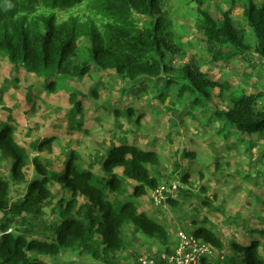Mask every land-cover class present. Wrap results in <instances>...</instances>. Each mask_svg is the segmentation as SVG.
I'll list each match as a JSON object with an SVG mask.
<instances>
[{
	"label": "rangeland",
	"instance_id": "374dc122",
	"mask_svg": "<svg viewBox=\"0 0 264 264\" xmlns=\"http://www.w3.org/2000/svg\"><path fill=\"white\" fill-rule=\"evenodd\" d=\"M200 1L201 7L216 20L232 6L234 24L254 46L255 39L250 38L242 13L243 0ZM169 3L176 42L183 53L176 57L167 54V62L179 69L193 57L211 79L227 84L221 89H211L207 100L190 93L187 81L175 72L168 87L163 74L156 86L149 81L147 89L130 92L125 88V81L113 71L97 75L91 69L81 76L52 77V82L58 84L51 91L45 79L10 64L0 52V123L10 121L15 140L28 158L25 180H14L12 160L0 148V174L9 183V200L20 201L29 181L37 175L32 164L34 158L41 155L52 173L63 170L61 162L72 152L78 157V169L92 173L89 183L103 189L105 198L116 208L130 201L151 221L162 225L168 233L170 249L179 242V232L189 234L205 225L224 242L223 249L212 246L206 260L229 264L235 255L230 252L231 242L242 241L237 236L246 237L244 233L253 228L259 229L254 237L260 242L264 258V232L261 231L264 230V203H261L264 202V132L242 134L213 113L242 95H255L256 108L264 107V58L247 50L243 55L213 61L214 47L222 52L228 48L207 43L196 28L197 0H169ZM56 13L61 19L69 15L82 18L92 15L86 3L57 9ZM133 16L140 26L149 21L147 16L137 13ZM88 47V40L82 38L78 56L71 59L72 65L82 60ZM160 90H165L162 98H159ZM77 101L81 103L78 109ZM106 102L110 105L103 107ZM127 107L132 109V114L126 113ZM51 135H56L52 149L37 153V142ZM123 143L157 153L159 163L149 167L151 174L158 178L160 185H177L161 203H155L149 188L142 196L132 195L135 182L126 178L121 180L123 192L108 191L103 161L110 148ZM115 171L120 173L121 169ZM48 187L51 194L40 204V215H9L12 225L8 232L21 231L28 238L50 239L63 214L83 220L91 210L95 212L87 198L72 193L68 187L53 182ZM72 199L75 203L68 211L67 203ZM3 215L0 210V222L4 221ZM121 235L122 247L109 251L99 234H93L91 245L105 260L96 259L88 250L81 252L79 246L62 248L56 256L40 255V258L47 264H108L106 260L110 264H148L150 259L161 264L159 255L166 245L159 239L144 234L127 221L122 224Z\"/></svg>",
	"mask_w": 264,
	"mask_h": 264
},
{
	"label": "trees",
	"instance_id": "16d2710c",
	"mask_svg": "<svg viewBox=\"0 0 264 264\" xmlns=\"http://www.w3.org/2000/svg\"><path fill=\"white\" fill-rule=\"evenodd\" d=\"M84 3L92 13L91 17L69 15L66 19H61L56 15L57 9H69ZM197 3L199 19L196 28L207 43L228 48L226 52H222L214 47L213 61L243 55L247 50H253L264 58V0L260 3L256 0H243L242 4L250 38L255 39L253 47L248 43L247 36L245 39L242 30L234 24L232 6L216 20L201 7L200 0ZM171 6L169 0H0V52L7 56L10 64L45 79V85L51 91L58 84L52 82V77L63 79L73 75L81 76L91 69L97 75L113 71L119 79L125 81V88L130 92L147 89L149 81H152V86H156L158 79H163V74L168 87L173 80L171 74L175 72L187 81L190 93L207 100L211 89H221L227 84L211 79L193 57L187 59L179 69H174L167 62V54L176 57L183 53L176 42ZM133 13L147 16L148 23L140 26ZM82 38L88 40L89 47L82 60L72 65L71 59L78 56ZM164 95L165 90H160L159 98ZM255 100V95H242L232 100L231 105L223 110L213 113L242 134L262 133L264 107L256 108ZM107 104L110 105V102H106L103 107H107ZM76 106L78 109L81 103L77 101ZM125 110L132 114V109L127 107ZM55 136L51 135L37 142V153L50 151ZM0 148H4L12 160V178L25 180L24 168L28 158L15 140L10 121L0 123ZM77 161L78 157L71 152V156L61 162L64 163L63 170L51 173L41 155L34 158L32 164L37 175L29 181L28 189L20 201L9 200V183L0 174V210L4 213V221L0 222V264H47L40 255L56 256L60 249L75 246H79L81 252L88 250L96 259L105 260L91 245L93 234H99L106 250L117 251L123 245L121 227L126 221L144 234L159 239L166 245L165 252H171L168 233L162 225L151 221L146 213L138 211L130 201L123 202L116 208L105 198L103 189L89 183L92 173L80 171ZM158 163L157 153L151 150L128 143L110 148L103 161L108 174L105 182L108 191L123 192L121 178L124 177L135 182L132 195H144L148 188L159 184L158 178L151 174L149 168ZM115 169H121V172L117 173ZM183 178L185 179V175ZM52 182L68 187L76 195H83L90 201L95 212L91 210L83 220L67 218L63 214L55 235L50 239L28 238L21 231L8 232L12 225L9 215H40V204L49 198L51 193L48 185ZM74 203L75 199L67 203L68 211L73 208ZM256 231L259 229L250 228L244 233L246 237L237 236V240L242 241L231 242L230 252L235 255L229 264H235L236 261L240 264H264L260 242L254 237ZM193 235L211 246L224 248L223 240L210 227L199 226L193 229ZM201 264L214 263L202 257Z\"/></svg>",
	"mask_w": 264,
	"mask_h": 264
},
{
	"label": "built area",
	"instance_id": "2783aa9c",
	"mask_svg": "<svg viewBox=\"0 0 264 264\" xmlns=\"http://www.w3.org/2000/svg\"><path fill=\"white\" fill-rule=\"evenodd\" d=\"M176 186L174 183L170 186H157L152 192L155 203L159 204L165 200L167 195L174 192ZM178 239L179 242L171 252L164 251L159 255L161 264H201V258L207 257L212 252V246L193 233L179 232ZM148 264H155V261L150 259Z\"/></svg>",
	"mask_w": 264,
	"mask_h": 264
},
{
	"label": "clouds",
	"instance_id": "9594fccd",
	"mask_svg": "<svg viewBox=\"0 0 264 264\" xmlns=\"http://www.w3.org/2000/svg\"><path fill=\"white\" fill-rule=\"evenodd\" d=\"M144 149L146 150V148H144ZM122 178H124V177H122ZM122 178H121V179H122ZM126 179H128V178H126ZM129 180H130V179H129ZM159 185H160V184H158L157 186H159ZM157 186H156V187H157ZM156 187L151 188V189H152V192H153V190H154ZM191 232H192V231H191ZM192 233H193V232H192Z\"/></svg>",
	"mask_w": 264,
	"mask_h": 264
},
{
	"label": "crops",
	"instance_id": "0c3cea01",
	"mask_svg": "<svg viewBox=\"0 0 264 264\" xmlns=\"http://www.w3.org/2000/svg\"><path fill=\"white\" fill-rule=\"evenodd\" d=\"M175 36H176V34H175ZM7 122V121H6Z\"/></svg>",
	"mask_w": 264,
	"mask_h": 264
}]
</instances>
